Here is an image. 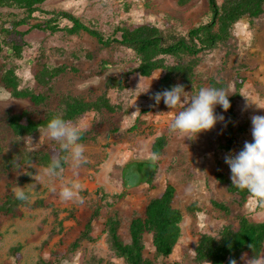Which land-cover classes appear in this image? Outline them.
Segmentation results:
<instances>
[{"label":"rangeland","instance_id":"obj_1","mask_svg":"<svg viewBox=\"0 0 264 264\" xmlns=\"http://www.w3.org/2000/svg\"><path fill=\"white\" fill-rule=\"evenodd\" d=\"M44 8L68 10L106 34L116 26L150 23L169 41L184 37L188 30L206 23L209 18L207 0H190L184 6H180L178 0H49ZM232 33L233 40L229 47L202 55L199 67L218 84L225 83L230 93L235 89L234 76L239 74L245 78L240 97L232 102L236 118L233 128L235 140L229 151L221 148L225 144V119L218 121L213 129L202 131L191 139L190 133H170L169 123L186 105L182 103L169 109L163 100L157 105L150 99L159 74L149 79L136 74L126 75L135 66L134 57L128 50L116 45L102 48L86 35L77 38L38 32H30L23 38L27 45L20 59L9 57L11 51L5 49L0 57V66H15L23 86L32 85L31 67L41 51L50 65L65 64L79 71L78 74H66L56 81L60 91L97 96L104 91L107 78L125 80L128 87L117 97L130 113L123 117L106 116L103 128L108 131L120 127L119 134L105 132L97 145L84 146L89 162L79 169H73L69 161L70 168L63 179L44 176L43 168H35L32 182L20 187L24 188L29 203L49 198L53 206L50 209H23L22 218L6 223L0 241V264L14 262L10 255V249L14 246H21L20 264H40L41 260L49 264H62L64 260L70 264H124L112 250L104 230L107 217H118L121 223L119 233L128 242L130 219L139 215L148 201L160 193L167 183L176 188L177 206L183 211L180 225L182 235L171 259L158 260V264H195L193 249L199 234L217 236L224 226L235 228L233 216L226 217L215 211L211 201L225 202L227 205L231 202L233 197L227 193L225 185L217 182L216 174L223 172L230 178L225 156L241 150L246 141H252L251 117L264 115V15L250 23L239 22ZM14 41L22 43L18 38ZM85 54H89L92 60L87 59ZM185 91L189 99L197 93ZM23 105V102L10 100L0 89V115L6 108L19 109ZM141 110L146 114L142 115L140 132L125 136L123 131L134 123ZM214 111L224 116L219 105ZM92 118V115L85 116L78 127L87 126ZM43 133L26 139L24 147L30 139L33 143L39 142L42 147L49 140ZM159 136H168L169 141L160 163L156 164L153 186L132 187L120 202L113 204L111 196L122 192L123 165L130 160L153 161L150 147ZM8 144L9 135L0 119V146ZM71 182L82 185L80 196L83 204L65 202L60 198L62 187ZM190 187L194 190L191 194ZM193 203L203 212L188 213L186 209ZM97 207L100 213L92 223V240L82 241L76 250L70 251L68 246L77 235L74 231L75 213L89 212ZM236 213L246 215L253 222L264 220V207L257 205L253 199ZM145 255L150 258L154 255L149 236L145 238ZM259 258H264V252ZM251 259L249 254L244 253L237 264H248Z\"/></svg>","mask_w":264,"mask_h":264},{"label":"trees","instance_id":"obj_2","mask_svg":"<svg viewBox=\"0 0 264 264\" xmlns=\"http://www.w3.org/2000/svg\"><path fill=\"white\" fill-rule=\"evenodd\" d=\"M47 1L49 0H0V57L8 49L11 51L9 57L20 59L27 45L23 38L30 32L77 38L86 35L102 48L116 45L130 51L135 66L126 75L136 74L149 79L159 74L151 97L174 85H183L185 90L191 92H198L204 87L223 88L228 91L231 107L227 112L220 107L225 116V144L221 148L229 151L235 140L233 128L236 118L232 102L240 97L245 78L236 74L233 79L235 89L230 93L225 83L218 84L213 77L200 70L201 56L229 47L236 24L241 21L250 23L264 15V0H207L209 18L206 23L188 30L184 37L173 41L163 37L159 29L150 23L116 26L106 34L68 10L45 9ZM189 2L190 0H178L180 6ZM15 38L22 43L15 42ZM85 57L92 60L89 54H85ZM16 71V67L11 64L0 66V89L10 100L24 103L19 109L6 108L0 115L2 126L9 135V144L0 146V241L3 227L8 222L22 218L23 209H50L53 206L49 198L37 199L32 203L20 201L15 198L14 189L31 183L36 167L44 169L54 158L67 155L58 142L50 139L38 151L29 153L23 145L26 139L44 132L46 124L53 117L61 116L78 126L85 116L92 115V121L80 128L82 135L79 142L84 146L97 145L105 132L116 135L121 131L120 127L106 131L103 128L106 116L123 117L130 113L117 97L128 87L125 80L107 78L104 91L97 96L60 91L56 87V81L66 74H78L79 71L65 64L50 65L43 51L39 52L31 67L32 85L23 86ZM145 114L146 111L141 110L140 115L136 116L134 123L123 134H138L142 115ZM168 141V136H159L153 140L150 147L153 161L130 160L123 165L122 192L111 196L113 204L120 202L132 187L153 186L156 164L160 163ZM69 168V162H65L63 171L54 178L63 179ZM216 180L226 186L227 193L233 198L228 205L212 200L211 207L223 216H233L236 227L224 226L217 236L199 234L193 249L194 263L230 264L235 260L237 264L244 253L251 258H259L264 252V220L253 222L246 215L236 213L252 198L246 190L234 187L227 174L218 172ZM177 199L176 188L167 183L160 193L148 201L139 215L130 219L128 242L119 233L121 223L118 217H107L104 230L112 250L124 264H158V260L171 259L182 235L180 225L183 211L177 206ZM186 210L190 214L203 212L196 203ZM99 213V207L89 212L75 213L74 231L77 235L68 246L70 251L76 250L82 241L92 240V223L99 217ZM147 236L151 239L153 258L145 255ZM20 251L21 246L12 247L10 255L14 262L2 264H20ZM40 264L49 263L41 260Z\"/></svg>","mask_w":264,"mask_h":264},{"label":"clouds","instance_id":"obj_3","mask_svg":"<svg viewBox=\"0 0 264 264\" xmlns=\"http://www.w3.org/2000/svg\"><path fill=\"white\" fill-rule=\"evenodd\" d=\"M183 85H174L170 89L156 92L151 98L158 105L161 100L169 108H176L184 103L186 106L179 111L168 125L170 133H190V139L202 131L214 128L218 121H224L223 115H217L214 111L219 105L225 112L231 107L229 95L223 88L204 87L190 99L186 95ZM252 141L245 142L243 148L236 153L225 156V163L230 168L232 185L240 190H246L250 197L259 205L264 207V115H253L251 117ZM48 139L59 143L60 148L67 155L63 158H54L51 163L43 169V175L55 177L63 171V164L69 162L73 169H79L86 165L88 157L85 154V147L81 144L82 130L65 120L61 116L53 117L48 121L43 133ZM29 153L38 151L40 143H33L30 139L25 145ZM34 188V185H33ZM82 185L78 182H71L62 187L59 195L65 202L83 204L80 196ZM189 188V193H193ZM15 198L26 201L28 196L24 188L14 189ZM62 264H70L64 260ZM230 264H236L233 260ZM248 264H264V258L253 257Z\"/></svg>","mask_w":264,"mask_h":264}]
</instances>
